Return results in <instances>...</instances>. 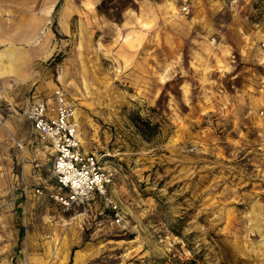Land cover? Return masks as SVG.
Returning a JSON list of instances; mask_svg holds the SVG:
<instances>
[{"label":"rangeland","instance_id":"374dc122","mask_svg":"<svg viewBox=\"0 0 264 264\" xmlns=\"http://www.w3.org/2000/svg\"><path fill=\"white\" fill-rule=\"evenodd\" d=\"M260 4L98 0L50 58L0 54V264H264ZM57 85L113 173L119 221L103 199L52 195L25 111Z\"/></svg>","mask_w":264,"mask_h":264},{"label":"built area","instance_id":"2783aa9c","mask_svg":"<svg viewBox=\"0 0 264 264\" xmlns=\"http://www.w3.org/2000/svg\"><path fill=\"white\" fill-rule=\"evenodd\" d=\"M25 115L37 135L49 143L53 157L51 171L57 187L52 195L60 206L85 205L100 198L119 221V207L110 192L113 173L100 155L84 148L75 102L65 88L57 85L51 96L31 101ZM35 191L42 192L40 187Z\"/></svg>","mask_w":264,"mask_h":264},{"label":"crops","instance_id":"0c3cea01","mask_svg":"<svg viewBox=\"0 0 264 264\" xmlns=\"http://www.w3.org/2000/svg\"><path fill=\"white\" fill-rule=\"evenodd\" d=\"M97 2L0 0V54L11 61L20 53L21 65L50 58L61 47L62 38L73 31L78 36L85 13L93 14Z\"/></svg>","mask_w":264,"mask_h":264},{"label":"trees","instance_id":"16d2710c","mask_svg":"<svg viewBox=\"0 0 264 264\" xmlns=\"http://www.w3.org/2000/svg\"><path fill=\"white\" fill-rule=\"evenodd\" d=\"M257 6H258V5H257ZM260 6L264 8V4H260ZM263 8H262V9H263ZM260 11H262V10H260ZM260 14H261V12H260Z\"/></svg>","mask_w":264,"mask_h":264},{"label":"bare ground","instance_id":"6f19581e","mask_svg":"<svg viewBox=\"0 0 264 264\" xmlns=\"http://www.w3.org/2000/svg\"><path fill=\"white\" fill-rule=\"evenodd\" d=\"M77 117H78V114H77ZM79 118V117H78Z\"/></svg>","mask_w":264,"mask_h":264}]
</instances>
